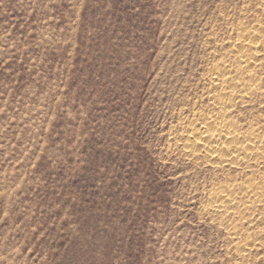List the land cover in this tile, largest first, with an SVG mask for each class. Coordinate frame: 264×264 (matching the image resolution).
<instances>
[{
	"label": "rangeland",
	"instance_id": "1",
	"mask_svg": "<svg viewBox=\"0 0 264 264\" xmlns=\"http://www.w3.org/2000/svg\"><path fill=\"white\" fill-rule=\"evenodd\" d=\"M262 1L0 0V264H264V203L252 222L211 216L206 199L264 164L179 147ZM251 104L240 125L264 119ZM231 220L263 232L244 260Z\"/></svg>",
	"mask_w": 264,
	"mask_h": 264
},
{
	"label": "bare ground",
	"instance_id": "2",
	"mask_svg": "<svg viewBox=\"0 0 264 264\" xmlns=\"http://www.w3.org/2000/svg\"><path fill=\"white\" fill-rule=\"evenodd\" d=\"M260 6L264 10V0ZM258 25L259 27L255 29L249 28L244 23H238L234 28L235 38L229 43L227 52L224 51L223 59L211 65V73L207 74L209 88L206 87L208 88L206 95L211 101V107L204 111L205 118L200 123H190L184 130L182 144L179 146L186 153L184 156L203 159L220 168H236L239 171L264 164V119L258 117L248 123L243 122L245 125H240L241 122L239 123L232 115L235 109H247L254 101H257L260 106L264 104L262 74L264 71L262 66L264 63V19L258 20ZM260 173L258 180L252 178L253 176L247 177L245 185L227 181L222 184L223 186L221 184L213 186L206 198L208 214L220 218L222 216L224 218L232 216L233 219L240 217L244 220L248 218L253 222V213L259 211L264 203V172ZM226 223L227 226H224L230 231L231 240L241 247L239 259L244 260L247 252L256 244L258 245L263 232L260 235L250 234L243 231L241 223H235L233 220Z\"/></svg>",
	"mask_w": 264,
	"mask_h": 264
}]
</instances>
